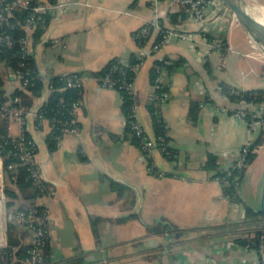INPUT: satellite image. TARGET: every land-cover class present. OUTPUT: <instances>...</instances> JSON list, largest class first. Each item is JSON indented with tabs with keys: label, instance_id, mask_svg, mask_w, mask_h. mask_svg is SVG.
<instances>
[{
	"label": "crops",
	"instance_id": "0c3cea01",
	"mask_svg": "<svg viewBox=\"0 0 264 264\" xmlns=\"http://www.w3.org/2000/svg\"><path fill=\"white\" fill-rule=\"evenodd\" d=\"M60 1L68 4L52 9L42 35L30 43L44 82L40 95L32 97L28 92L31 107L37 109L49 98L53 77L80 71L85 78L78 132L66 134L62 144L55 145L48 138L49 120L37 127L32 117L27 124L37 141L35 159L42 178L54 189L53 194L36 199L50 210L44 264H249L259 260L258 250L246 247L241 239L264 228V214L251 216L246 209L261 211L264 165L259 167L264 141L236 182L235 195L225 196L214 177L217 169L205 166L208 156L214 155L218 168L230 167L250 137L244 120L218 108L238 106L224 85L264 89V53L250 33L231 9L215 2L207 4L204 21H196L186 9L183 21L174 23L171 13L182 5L172 0L51 3ZM245 1L263 17L256 0ZM146 24L152 30L140 43L136 34ZM162 29L173 34L155 51L152 46ZM183 31L191 37L182 38L178 33ZM140 53L145 61L135 77L138 117L148 135L155 136L151 106L155 108L175 150L174 159L158 149L150 159L144 156L127 130L123 94L99 80V72L112 59L127 64ZM164 57L185 61L162 72L170 93L163 101L156 97L151 73ZM14 73L1 64L0 76L8 92L19 86ZM20 131V123L8 122L11 136ZM150 161L167 174L150 173ZM30 240L27 231L23 241L29 244Z\"/></svg>",
	"mask_w": 264,
	"mask_h": 264
},
{
	"label": "built area",
	"instance_id": "2783aa9c",
	"mask_svg": "<svg viewBox=\"0 0 264 264\" xmlns=\"http://www.w3.org/2000/svg\"><path fill=\"white\" fill-rule=\"evenodd\" d=\"M5 0H0V25L3 22H7L10 27H15V23L10 21V17L14 15V10L17 8H31V14L26 18L24 23L21 24V28L24 29V34L20 36L16 41L20 45L21 49L25 53L30 51V43L32 34L39 27H45L44 14L52 11L56 8H64L68 4L66 1H60L57 3H51L49 0H44L37 2L33 6L31 5V0H9L4 4ZM210 2H215L220 5L222 9L230 8L222 0H172L173 4L187 5L188 10L196 21H204L206 18V6ZM157 3V0H155ZM258 9L262 12L264 17V4H259L256 0L254 2ZM155 25L158 23L155 22ZM151 33V25H144L138 34V38H146ZM173 31L170 29H162V37L159 41H156L152 49L158 50L163 45H165L169 40ZM182 38L191 37L188 32L178 33ZM141 41V40H140ZM255 42V41H254ZM0 43L13 45L15 43L14 36L10 33L0 34ZM141 43V42H140ZM256 43V42H255ZM145 61L144 54H138L137 61L134 64L127 63L123 66L119 64H113L110 66L109 71L99 78L100 83L105 87L115 88L118 90L127 91L129 96L134 101L135 96V77H127L128 70L137 73L142 67ZM21 66H25L26 62L22 61ZM119 72V76H115V72ZM15 76L19 79L18 88L21 90L27 89L31 79L33 78L32 70L27 67L26 70L18 69L14 71ZM67 86L68 87H80L84 86V74H79L78 72L66 73ZM121 75V76H120ZM164 82L162 80L161 74L155 79L154 87L155 89L164 88ZM243 91L235 87H231L229 92L231 94L239 95L241 98L238 100V106L236 108H229L224 106H219V110L230 114L231 117L235 119H242L245 121L250 133L249 139L244 143L240 151V157L232 165L242 167L244 165V159L247 153L250 151V146L254 140V134L260 132L264 128V104L256 103L247 100L243 96ZM170 96L168 90H163L161 93L156 92V97L160 100H166ZM14 103H19V105H14ZM81 99H77L72 103L71 113L72 118L67 120H62L58 116H54L52 123L56 125L60 123L61 133L56 137L57 145H61L64 137L68 133H76L79 131L78 117L77 113L81 107ZM0 116L7 119V121H17L21 125V131L15 138L18 139L15 146L20 151L19 159L21 165H28L31 171V176L40 183L43 179L39 166L36 163L35 155L37 151V141L34 138H27V124L30 118L34 117L37 127L43 125L44 121L49 120L44 112L40 108H26L21 104V97L15 96L11 101L0 102ZM50 121V120H49ZM133 130L134 134L140 138L139 145L144 152V156L150 159L154 150L158 149L166 157L173 156V150L169 143H166L164 137L162 136H149L146 129L138 117L137 108L135 102H133L130 116L127 121ZM51 126H53L51 124ZM17 164H10L9 167H14ZM148 171L159 177L165 176L167 172L161 168H157L153 162L148 163ZM228 169V168H226ZM217 181L222 185V190L225 196H227V188L230 185V179L228 174H217L214 176ZM45 188V187H44ZM53 187H49V191L46 194H53ZM38 205L40 203L30 206L28 211L17 210L15 212H10L7 205V195L5 193V164L4 158L0 156V264H43L46 255V244L49 235V208L46 206L43 211H39ZM11 215V217H10ZM10 218L16 221L21 227L27 228L28 233L31 236L30 248L27 250V255L25 257H17L15 255L14 247L13 250L8 249V223ZM260 243L258 245L253 240L250 244L245 246L248 248L257 249L259 252V260L251 262L249 264H264V228L262 229V234L260 237ZM257 245V246H253ZM257 247V248H256ZM104 264H107L106 262Z\"/></svg>",
	"mask_w": 264,
	"mask_h": 264
},
{
	"label": "trees",
	"instance_id": "16d2710c",
	"mask_svg": "<svg viewBox=\"0 0 264 264\" xmlns=\"http://www.w3.org/2000/svg\"><path fill=\"white\" fill-rule=\"evenodd\" d=\"M9 0H5L4 4ZM42 0H31V5L33 6L37 2ZM53 2L54 0H49ZM188 9L187 5H182V8L175 13H171V18L174 23H180L185 18V11ZM1 10V6H0ZM31 8H17L14 10V15L10 17V21L15 23V27H10L7 22H3L0 25V34L1 33H10L14 36L15 43L13 45H8L4 43H0V66L1 64L9 67L11 70L16 71L18 69L26 70L27 67H30L32 70L33 78L31 79L27 89L21 90L19 88L14 89L11 92L6 91L4 88V79L0 76V102L4 101H11L15 96L21 97V104L26 108H31L32 105V97L33 95H40L43 87L44 82L42 77L39 75L38 69L35 64L34 56L31 51L25 53L24 50L21 49L20 45L16 41L20 36H22L25 32L24 29L21 28V24L24 23L26 18L31 14ZM51 16V11L44 14L46 26L48 24L49 17ZM45 27H39L35 30L32 34L31 41L37 40L42 35L43 30ZM152 30V25H151ZM140 31V30H139ZM138 31V32H139ZM137 32V34H138ZM136 34V35H137ZM149 37V36H148ZM138 38L141 43H144L147 38ZM162 37V31L160 37L157 41H159ZM22 61L26 62L25 66H21L20 63ZM137 61V56L129 62L134 64ZM185 61L183 57H179L178 59H172L170 57H164L162 59H158L152 69L151 79L153 84L155 83V79L158 75L162 74L164 70H174L178 68L181 62ZM113 64H119L121 66L125 65V63L121 62L120 60L114 58L112 59L100 72L99 78L106 74L110 66ZM79 74H84L83 72L76 71ZM73 73V72H70ZM115 76H119V72H115ZM121 76V75H120ZM66 75H57L51 79V87L52 92L49 98L39 107L45 114V116L50 120V123L53 125L52 129L48 135V138L52 141L53 144L57 145L56 137L58 134L61 133V125L57 123L56 125L54 122L52 123V119L54 116H58L62 118V120H69L72 118L71 107L72 103L82 98L83 87H68L67 86V79ZM127 77H136V74L133 71L128 70ZM231 87L229 85H224V90L235 100H239L241 96L231 94L229 92ZM163 90H168L167 86L164 85V88L156 89L157 93H161ZM32 93V97L28 95V92ZM123 94L124 103L123 109L126 113L127 121L131 113L133 99L129 96L127 91L119 90ZM243 96L250 101L256 103H263L264 104V89L257 88V89H250L245 90L242 92ZM14 105H19V103H14ZM151 111L154 117V125H155V137L162 136L166 143H169V138L165 133V124L162 118L155 112V108L151 106ZM127 130L131 134L132 139L135 143L139 145L140 138L137 137L133 130L131 129L129 123L127 122ZM27 138H33L29 130L26 133ZM264 141V131L261 130V133L254 138L251 146L250 151L247 153L244 159V165L242 167H237L231 165L226 168H218L216 163V157L214 155H209L205 166L216 168L215 175L217 174H225L229 176L230 185L227 188V196L235 195L236 191V182L241 180L246 166L251 163L256 155H257V148L260 144ZM18 139L11 136L8 133V121L7 119L0 116V156L4 158L5 164V193L7 195V205L10 209V212H15L17 210H24L28 211L30 206L38 204L37 198L40 196L45 195L49 191L48 183L41 179L40 183H38L32 176L31 171L28 165H21L19 159L20 151L17 149L15 144H17ZM171 145V144H170ZM140 146V145H139ZM172 148V146H171ZM173 150V156L169 157L170 159H174L175 157V150ZM10 164H17L14 167H9ZM45 187V188H44ZM39 211H43L45 209V205L40 204L37 206ZM247 214L251 216H257L258 214H263L262 211H254L252 208L247 207ZM28 229L21 227L16 221L10 218L8 223V241H9V251L13 250L14 247H17L15 250V255L19 258L25 257L27 255V250L30 248L29 244H25L23 239L25 234H27ZM262 234V229H259L255 236L251 238H244L241 239L244 244H250L251 241H255L256 244L260 243V237ZM49 245V235L46 244V255L47 249ZM253 245V246H257ZM258 247V246H257ZM256 247V248H257ZM46 255L44 262L46 260ZM43 262V264H44Z\"/></svg>",
	"mask_w": 264,
	"mask_h": 264
},
{
	"label": "water",
	"instance_id": "95a60500",
	"mask_svg": "<svg viewBox=\"0 0 264 264\" xmlns=\"http://www.w3.org/2000/svg\"><path fill=\"white\" fill-rule=\"evenodd\" d=\"M235 14L237 19L242 23L250 33L253 40L264 51V22L258 18L245 0H222ZM88 75L97 76L96 71H88ZM260 210L264 214V185L261 197ZM11 217V215H10Z\"/></svg>",
	"mask_w": 264,
	"mask_h": 264
},
{
	"label": "rangeland",
	"instance_id": "374dc122",
	"mask_svg": "<svg viewBox=\"0 0 264 264\" xmlns=\"http://www.w3.org/2000/svg\"><path fill=\"white\" fill-rule=\"evenodd\" d=\"M259 4H262V3L259 2ZM252 41H253V43H255L254 40H252ZM255 45L258 46L257 43H255ZM259 49H260V48H259ZM260 50L262 51V53H264V51H263L262 49H260ZM13 132H16V129H14ZM263 165H264V156H263V158H262V161L260 162V167H259V169H260Z\"/></svg>",
	"mask_w": 264,
	"mask_h": 264
},
{
	"label": "bare ground",
	"instance_id": "6f19581e",
	"mask_svg": "<svg viewBox=\"0 0 264 264\" xmlns=\"http://www.w3.org/2000/svg\"><path fill=\"white\" fill-rule=\"evenodd\" d=\"M256 15L258 16V14ZM258 18L264 22V17L258 16Z\"/></svg>",
	"mask_w": 264,
	"mask_h": 264
}]
</instances>
